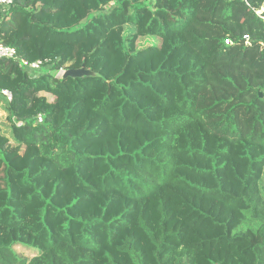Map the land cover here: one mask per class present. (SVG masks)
Wrapping results in <instances>:
<instances>
[{"label": "trees", "instance_id": "trees-1", "mask_svg": "<svg viewBox=\"0 0 264 264\" xmlns=\"http://www.w3.org/2000/svg\"><path fill=\"white\" fill-rule=\"evenodd\" d=\"M5 18L0 43L42 64L0 59V264H264V0Z\"/></svg>", "mask_w": 264, "mask_h": 264}, {"label": "built area", "instance_id": "built-area-1", "mask_svg": "<svg viewBox=\"0 0 264 264\" xmlns=\"http://www.w3.org/2000/svg\"><path fill=\"white\" fill-rule=\"evenodd\" d=\"M14 3V0H0V23L2 19H6V13L9 11V9L12 7ZM227 44L229 42L227 41ZM0 59H10V60H19L20 66L24 69H31L33 71L39 70L41 67L42 62L38 61L35 63H29L28 61L24 59H19L17 55V51L9 46H5L4 44L0 43ZM63 73H65L63 71ZM6 99L8 102H12L13 95L8 90H0V100ZM39 122H42V118L40 117Z\"/></svg>", "mask_w": 264, "mask_h": 264}, {"label": "rangeland", "instance_id": "rangeland-1", "mask_svg": "<svg viewBox=\"0 0 264 264\" xmlns=\"http://www.w3.org/2000/svg\"><path fill=\"white\" fill-rule=\"evenodd\" d=\"M64 75L63 71H60L58 73H56V77L58 78H62V76ZM7 112H6V107L4 106V104L0 101V131L1 134L4 135L7 138H11V130H10V123L7 120ZM17 254H19L20 256H28L27 255V251L24 248H17L16 250Z\"/></svg>", "mask_w": 264, "mask_h": 264}, {"label": "water", "instance_id": "water-1", "mask_svg": "<svg viewBox=\"0 0 264 264\" xmlns=\"http://www.w3.org/2000/svg\"><path fill=\"white\" fill-rule=\"evenodd\" d=\"M84 75H92V73L85 69L69 70L65 73V77L80 78Z\"/></svg>", "mask_w": 264, "mask_h": 264}]
</instances>
